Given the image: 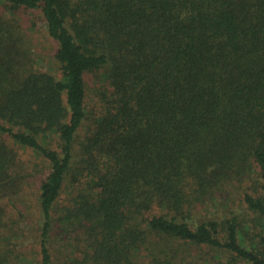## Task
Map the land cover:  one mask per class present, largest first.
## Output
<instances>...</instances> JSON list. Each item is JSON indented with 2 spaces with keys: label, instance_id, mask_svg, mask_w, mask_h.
I'll return each mask as SVG.
<instances>
[{
  "label": "trees",
  "instance_id": "obj_1",
  "mask_svg": "<svg viewBox=\"0 0 264 264\" xmlns=\"http://www.w3.org/2000/svg\"><path fill=\"white\" fill-rule=\"evenodd\" d=\"M40 19L57 74L34 66ZM23 151L50 167L40 264L56 231L65 264H264V0H0V233Z\"/></svg>",
  "mask_w": 264,
  "mask_h": 264
},
{
  "label": "rangeland",
  "instance_id": "obj_2",
  "mask_svg": "<svg viewBox=\"0 0 264 264\" xmlns=\"http://www.w3.org/2000/svg\"><path fill=\"white\" fill-rule=\"evenodd\" d=\"M31 33L33 36L31 44L35 69L41 72L57 74L59 71V64L55 59L57 44L48 38L45 22L40 19L38 26L34 28ZM95 80L94 76L87 79L89 87V104L91 105L95 104L94 100L96 99V94L93 92ZM88 128V125L83 128L80 138L84 137ZM22 155L26 158V163L28 164L26 165L28 171V173H26L27 179L21 193L17 194L19 200H14V202L8 199L4 200V203L6 202L10 209H12L14 203L18 204L19 208L16 213H9L7 217L4 218L6 227L2 229L0 233V249L3 254L6 251L4 247L15 249L16 253L19 255V259L17 262H12L13 264H40V242L42 239L43 219L38 205L39 185L43 179L48 176L50 167L47 161L38 154L32 153L31 151H23ZM71 191L72 185L66 187L62 201L58 205L59 211H64L68 205H70L71 196L69 193H71ZM216 208L217 206L215 205H213L212 208H206L202 211L201 215H208L209 211H214ZM255 221L258 223L260 222L262 228H264V220L256 218ZM56 232H51L50 239L54 261L56 264H65L70 257H68L69 255L65 252L63 240L59 235H56L58 234ZM189 256L194 263L199 262L201 264H219L218 261H222L221 259L225 261L227 259V256L223 253H215L205 248H189Z\"/></svg>",
  "mask_w": 264,
  "mask_h": 264
}]
</instances>
